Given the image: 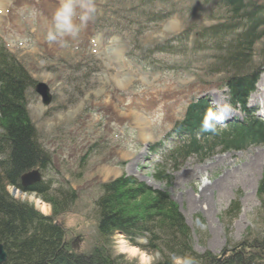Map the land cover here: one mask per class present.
I'll list each match as a JSON object with an SVG mask.
<instances>
[{
  "label": "rangeland",
  "instance_id": "rangeland-1",
  "mask_svg": "<svg viewBox=\"0 0 264 264\" xmlns=\"http://www.w3.org/2000/svg\"><path fill=\"white\" fill-rule=\"evenodd\" d=\"M94 3L95 19L82 25L75 39L65 37L63 46L46 39L61 0H4L0 13V44L36 84H46L53 97L45 106L31 88L27 110L40 143L51 156L50 168L43 174V181L51 185L49 196L55 197L59 190L75 195L70 208L54 219L66 243L77 254L108 247L120 264H146L149 256H155L152 264L162 259L159 252L143 249L147 238L134 245L116 233L106 246L99 236L95 201L101 185L127 176L169 196L195 253L234 256L241 243L264 231L257 196L264 173V146L218 151L204 160L168 166L161 180L156 179L159 171L151 150L196 98L209 97L228 114L221 83L226 74L212 69L221 53L210 45L207 49L195 46L197 33L223 23L225 11L204 0H171L163 6L141 0ZM81 12L77 7V25ZM165 15V20L157 21ZM186 32L192 35L183 42ZM175 41L183 45L172 54L157 51ZM262 44L255 46V66L261 61ZM262 69L250 106L259 107L264 116ZM8 191L11 194L12 188ZM13 197L43 215H52L51 205L36 194L18 192ZM233 204H238V213L235 206L229 214Z\"/></svg>",
  "mask_w": 264,
  "mask_h": 264
},
{
  "label": "trees",
  "instance_id": "trees-1",
  "mask_svg": "<svg viewBox=\"0 0 264 264\" xmlns=\"http://www.w3.org/2000/svg\"><path fill=\"white\" fill-rule=\"evenodd\" d=\"M141 1L163 6L171 0ZM204 2L223 8L224 22L200 30L195 46L207 49L210 45L221 53L216 67H212L213 73L226 74L223 86L228 90L230 104L242 111L243 121L231 123L217 134L202 133L201 123L211 107L206 100L192 103L178 124L179 134L188 137L167 155L163 166L158 165V180L164 179L168 166L177 168L190 159L204 160L218 151L264 146V120L247 108L264 67V3L252 0ZM167 17L159 16L157 21ZM191 35L184 33L183 42ZM175 42L177 47L172 45ZM175 42L160 46L157 51L172 54L174 48L183 45L182 41ZM260 42H263L261 61L255 66L254 50ZM34 85L28 71L0 44V244L8 254L5 264H120L112 258L108 247H95L90 253L77 254L66 243L65 233L54 224V219L70 208L75 201L74 193L59 190L52 198L48 182L28 188L21 185L22 175L35 169L44 174L51 165L50 153L40 143L27 110L28 93ZM9 187L35 193L51 205L52 216H44L27 202L13 198ZM257 196L258 214L264 225V173ZM95 205L98 232L106 246L116 233L123 234L132 244H136L139 237L147 236L148 244L143 249L162 255L155 264H172V256L185 255L194 257L198 264H264V231L252 241L241 243L234 256L220 258L210 253H195L190 247L184 220L169 196L152 191L132 177L122 176L101 185V195ZM235 206L238 213V204H233L229 214L234 213Z\"/></svg>",
  "mask_w": 264,
  "mask_h": 264
},
{
  "label": "clouds",
  "instance_id": "clouds-1",
  "mask_svg": "<svg viewBox=\"0 0 264 264\" xmlns=\"http://www.w3.org/2000/svg\"><path fill=\"white\" fill-rule=\"evenodd\" d=\"M82 9L79 16L80 25L74 22L76 9ZM97 15V8L94 0H61L59 8L56 10L53 18L52 28L47 33V41L49 43H61L64 45V38L71 37L75 39L80 31L81 26L86 25L90 20H94ZM225 110L208 109L201 123L200 131L202 133L217 134L218 126H222L225 120V115L222 112ZM155 256H149L146 264H152ZM172 264H198L197 260L190 256L174 257Z\"/></svg>",
  "mask_w": 264,
  "mask_h": 264
},
{
  "label": "water",
  "instance_id": "water-1",
  "mask_svg": "<svg viewBox=\"0 0 264 264\" xmlns=\"http://www.w3.org/2000/svg\"><path fill=\"white\" fill-rule=\"evenodd\" d=\"M35 92L39 94L42 98V101L45 105H49L52 100L50 90L48 86L44 83H39L35 87ZM41 180L39 171H33L28 174H25L21 177V185L24 188H27L35 183H38ZM17 190L14 189L13 193H16ZM8 259V254L2 244H0V264H5Z\"/></svg>",
  "mask_w": 264,
  "mask_h": 264
},
{
  "label": "bare ground",
  "instance_id": "bare-ground-1",
  "mask_svg": "<svg viewBox=\"0 0 264 264\" xmlns=\"http://www.w3.org/2000/svg\"><path fill=\"white\" fill-rule=\"evenodd\" d=\"M3 1L4 0H0V13L2 14V9H1V7L3 6ZM216 106L221 110V106L219 105V102L217 103L216 102ZM225 113V112H224ZM223 112H222V114H224ZM226 114V113H225ZM224 114V115H225ZM226 116V115H225ZM37 204H38V206H40V209L41 210H43V211H47V207L44 205V204H42V203H40V202H37Z\"/></svg>",
  "mask_w": 264,
  "mask_h": 264
}]
</instances>
